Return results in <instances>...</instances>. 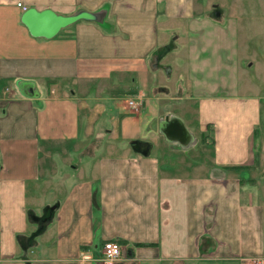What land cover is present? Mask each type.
Instances as JSON below:
<instances>
[{
  "label": "crops",
  "instance_id": "1",
  "mask_svg": "<svg viewBox=\"0 0 264 264\" xmlns=\"http://www.w3.org/2000/svg\"><path fill=\"white\" fill-rule=\"evenodd\" d=\"M206 6L0 0V264L264 261V93L225 87Z\"/></svg>",
  "mask_w": 264,
  "mask_h": 264
},
{
  "label": "rangeland",
  "instance_id": "2",
  "mask_svg": "<svg viewBox=\"0 0 264 264\" xmlns=\"http://www.w3.org/2000/svg\"><path fill=\"white\" fill-rule=\"evenodd\" d=\"M206 2L208 18H214L212 16L217 12L231 17V22L223 33L213 34L211 37L204 36L205 42L201 44L211 48L216 46L217 52L223 58L218 67L221 70L223 66L222 79L225 83H230L232 75L236 76L237 71H233L231 67L232 65L238 67L239 62L238 84L225 87H228V90L234 87L240 94L253 93V90H263L264 93V86L261 87L262 84L254 79L260 75L264 81V0H206ZM225 22L226 25L228 21ZM250 62L254 63L255 69L248 65ZM262 125L264 126V117ZM211 154L212 151L207 155L208 159ZM70 164L74 165V162Z\"/></svg>",
  "mask_w": 264,
  "mask_h": 264
},
{
  "label": "built area",
  "instance_id": "3",
  "mask_svg": "<svg viewBox=\"0 0 264 264\" xmlns=\"http://www.w3.org/2000/svg\"><path fill=\"white\" fill-rule=\"evenodd\" d=\"M18 6H21L20 3H17ZM128 105L132 107H137L139 103H136L133 100L128 101ZM122 255V246L120 243L107 240L104 241L100 252L98 255H92L90 252H81L80 257L77 260V264H114L116 260H118ZM253 264H264V261L257 260L253 262Z\"/></svg>",
  "mask_w": 264,
  "mask_h": 264
},
{
  "label": "water",
  "instance_id": "4",
  "mask_svg": "<svg viewBox=\"0 0 264 264\" xmlns=\"http://www.w3.org/2000/svg\"><path fill=\"white\" fill-rule=\"evenodd\" d=\"M29 14H30V13H29ZM79 15H80V14H78L76 17H80ZM32 25H33V24H32ZM39 27H40V26H39L38 24L32 26V28H33L34 30H38ZM131 144H133V147H134L135 149H139V150L143 151L144 153H147V150H145V148L142 147V145H147V144H143V142H140V141H138V140H133V141H131ZM54 207H55V206H54ZM50 209L52 210L53 207H50Z\"/></svg>",
  "mask_w": 264,
  "mask_h": 264
}]
</instances>
